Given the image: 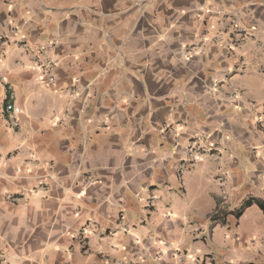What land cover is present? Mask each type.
<instances>
[{
	"label": "crops",
	"instance_id": "1",
	"mask_svg": "<svg viewBox=\"0 0 264 264\" xmlns=\"http://www.w3.org/2000/svg\"><path fill=\"white\" fill-rule=\"evenodd\" d=\"M260 205L264 0H0V264H264Z\"/></svg>",
	"mask_w": 264,
	"mask_h": 264
},
{
	"label": "built area",
	"instance_id": "2",
	"mask_svg": "<svg viewBox=\"0 0 264 264\" xmlns=\"http://www.w3.org/2000/svg\"><path fill=\"white\" fill-rule=\"evenodd\" d=\"M50 82H53V79L50 77L49 78ZM4 112L7 114L8 118L10 119V123L12 124V126L17 127L18 126V116L21 114V109L17 106H15L12 103H6L4 105ZM147 205L144 207L143 210H147L148 208H150V200H147ZM148 211V210H147Z\"/></svg>",
	"mask_w": 264,
	"mask_h": 264
},
{
	"label": "trees",
	"instance_id": "3",
	"mask_svg": "<svg viewBox=\"0 0 264 264\" xmlns=\"http://www.w3.org/2000/svg\"><path fill=\"white\" fill-rule=\"evenodd\" d=\"M248 204H249V203H244V204L242 205V207H241L240 210H242L243 208L247 207ZM259 208H260V210H261V211L263 212V214H264V207L260 205Z\"/></svg>",
	"mask_w": 264,
	"mask_h": 264
}]
</instances>
